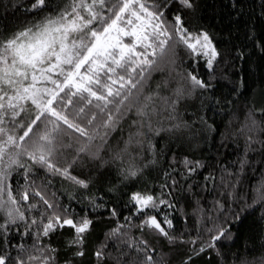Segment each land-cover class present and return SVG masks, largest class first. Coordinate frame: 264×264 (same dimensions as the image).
<instances>
[{
    "label": "trees",
    "instance_id": "1",
    "mask_svg": "<svg viewBox=\"0 0 264 264\" xmlns=\"http://www.w3.org/2000/svg\"><path fill=\"white\" fill-rule=\"evenodd\" d=\"M32 3L33 0H0V37L22 30L46 14L47 10H32ZM66 3L68 0H50L49 8H62ZM192 3L191 9L174 4L168 10V20L179 12L190 32L209 35L219 52L213 70L207 69L203 56L177 45L175 64L152 73L144 83L140 103H146L144 97L152 95L154 106L160 109L161 97L175 99L176 88L191 89L189 81L181 78L190 72L211 87L197 89L180 99L174 120L164 118L167 112L154 117V128L171 131L156 135L144 129L143 148L129 147L128 153L123 151L125 142L129 133L136 131L133 121L139 120L135 108L120 119L115 130H110L101 127L107 119L106 113L95 107L87 106L85 114L76 115L77 109L84 106L79 97H72L71 104L66 100L58 103V110L94 137L88 141L86 136L61 123L62 144L71 147H59L56 159L62 167L75 159L69 171L85 180L88 187L83 188L21 156L25 167L14 166L8 183L17 199L18 193L28 189L29 200H21L19 205L25 221L10 225L5 233L7 243L0 245V254H9V264H15L17 256L25 260L29 254L39 256L37 249L44 250V255L50 258L49 264H117L118 260L119 264H140L145 255H151L156 264H241L242 261L261 264L264 200L257 203L254 200L255 189L264 181V0H192ZM101 11L105 16L110 15L107 8ZM21 103L32 109L31 114L21 113L17 118L26 127L36 110L30 101ZM92 113L97 114V119L88 124ZM174 124L181 127L173 128ZM0 127L16 136L25 130L7 117ZM43 130L40 124L34 132ZM105 132L109 135L103 142L100 137ZM249 137L255 141L250 147ZM84 145L88 151L78 153L77 149ZM101 145L99 158L94 159L90 153H95ZM185 160L189 162L187 165ZM129 171L137 174L128 175ZM33 191H40L50 203L59 205L60 212L67 208L72 218L92 221L83 244L72 243L74 230L68 227L43 236L41 213L50 215L53 210L47 209L40 197L33 196ZM135 192L167 200L171 207L160 205L159 211L146 209L145 212L156 215L158 220L167 216L173 223L172 229L164 225L167 231L185 240L196 239V244H170L167 238L143 226L146 216L137 212L131 201ZM32 203H37V208L29 210ZM33 219L38 221L37 225H31ZM3 222L4 218L0 217V223ZM42 222L46 223L47 219L43 218ZM219 227L228 230L225 237L214 242L215 248L207 247L213 243L212 237ZM114 230L118 231L114 233ZM129 244L145 251L137 252ZM19 245L24 246L25 252L21 253ZM201 246L206 251L197 255ZM78 250L85 254L75 255ZM98 251L102 253L99 258ZM28 264H40V261Z\"/></svg>",
    "mask_w": 264,
    "mask_h": 264
},
{
    "label": "snow or ice",
    "instance_id": "2",
    "mask_svg": "<svg viewBox=\"0 0 264 264\" xmlns=\"http://www.w3.org/2000/svg\"><path fill=\"white\" fill-rule=\"evenodd\" d=\"M49 4L50 0H33L32 10H47L46 14L22 30L0 37V125L5 123L7 117L16 127L25 129L22 135L16 136L0 127V217L4 218V222L0 223V245L7 243L5 233L9 226L26 219L19 205L21 200H29L28 189L22 194L18 193L17 199L8 183L14 166L25 167L20 160L21 156H27L34 164L53 174L62 175L83 188L88 187L85 180L78 179L69 171L76 162L75 159L63 167L59 166L56 159L59 147H71L62 144L61 123L79 132L81 136H86L88 141L94 137L70 120L62 110H58V103L66 100L71 104L72 97H79L84 106L77 109L76 115L85 114L87 106L95 107L100 113H106L107 119L101 127L110 130H115L120 119L135 108L139 120L133 121L137 126L136 131L129 133L125 142L123 151L128 153L129 147L143 148V137L146 135L144 129L156 135L160 131H171L154 128V117L167 112L168 115L164 118L174 120L173 113L180 99L197 89L207 90L211 87L210 83L190 72L187 77L181 78L189 81L191 89L176 88L175 99L161 97L163 104L160 109L154 106L152 95L144 97L145 101L151 103H140L144 83L152 73L163 71L166 65L175 64L176 46L183 45L191 53L205 57L209 70H213L219 56L209 35L206 32H190L179 12L172 15L171 21L168 20V10L174 4L191 9L192 0H68L62 8L57 9L49 8ZM104 8H107L110 15H104L101 11ZM125 38H129L127 42ZM48 84L52 87H47ZM61 93L64 95L61 96ZM21 101H30L36 110L34 118L29 119L26 127L17 118L21 113L31 114L32 109L25 108ZM93 101L98 103L93 104ZM96 119L97 114L92 113L87 123L92 124ZM40 124H43V132H34ZM180 127V124L173 125L176 129ZM108 135L105 132L100 137L101 141L106 142L105 137ZM254 142L251 137L248 138L249 147ZM100 147L102 145L98 146L95 153H90L94 159L99 158ZM87 151V145L77 149L78 153ZM184 163L187 165L189 162L185 160ZM243 164L244 161L241 162V168ZM27 171L30 172L31 168ZM136 174V171L128 172L131 176ZM255 192L257 195L254 203L264 200V181H261ZM32 195L40 197L47 209L53 210L50 215L41 213L40 229L43 236H48L58 228L68 227L74 230L72 243H84V234L89 230L91 220H76L67 208L60 212V206L50 203L40 191H33ZM131 201L137 206V212L146 216L143 226L155 230L167 238L170 244H196V239L185 240L183 236L177 237L167 231L166 228H173V223L167 216L158 220L156 215L145 212L146 209L159 211L160 205L171 207L167 200L135 192L131 195ZM28 207L29 210L35 209L37 203ZM43 218L47 219L46 223L42 222ZM37 223L36 219L31 221V225ZM116 231L118 230H114V233ZM208 231L211 232L212 229ZM227 231L219 227L217 234L212 237L213 243L207 247L215 248L214 242L225 237ZM39 235L40 232L37 233V238ZM128 246L135 247L137 252L145 251L133 244ZM18 247L21 253L25 252L23 245ZM37 251L41 253L39 256L29 254L27 260L17 256L15 264H28L30 261L49 264L50 258L44 255V250ZM204 251L206 248L201 246L196 254ZM84 254L80 250L75 252L77 256ZM96 256L99 258L102 253L98 251ZM0 264H9V254H0ZM140 264H156V261L151 255H145ZM241 264L245 262L242 261ZM261 264H264V258H261Z\"/></svg>",
    "mask_w": 264,
    "mask_h": 264
},
{
    "label": "rangeland",
    "instance_id": "3",
    "mask_svg": "<svg viewBox=\"0 0 264 264\" xmlns=\"http://www.w3.org/2000/svg\"><path fill=\"white\" fill-rule=\"evenodd\" d=\"M128 39H129V38H125V42H127ZM203 58L206 59L205 57H203ZM81 71L83 72V69H82ZM38 86H40V85H38ZM47 87H52V85H51V84H48Z\"/></svg>",
    "mask_w": 264,
    "mask_h": 264
}]
</instances>
